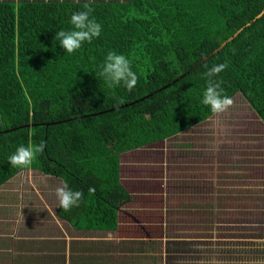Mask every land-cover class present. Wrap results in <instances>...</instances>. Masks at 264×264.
Returning <instances> with one entry per match:
<instances>
[{
	"label": "trees",
	"instance_id": "1",
	"mask_svg": "<svg viewBox=\"0 0 264 264\" xmlns=\"http://www.w3.org/2000/svg\"><path fill=\"white\" fill-rule=\"evenodd\" d=\"M263 12L264 0H0V188L41 171L66 186L60 221L118 230L132 201L122 154L237 94L264 122ZM24 239L2 240L1 263L68 264L63 242ZM116 246L79 240L70 264H115Z\"/></svg>",
	"mask_w": 264,
	"mask_h": 264
},
{
	"label": "rangeland",
	"instance_id": "2",
	"mask_svg": "<svg viewBox=\"0 0 264 264\" xmlns=\"http://www.w3.org/2000/svg\"><path fill=\"white\" fill-rule=\"evenodd\" d=\"M121 168L132 201L115 232L60 221L64 181L32 169L0 188V244L63 242L68 264L73 243L89 238L117 245L115 264H264V122L242 94L206 122L122 154Z\"/></svg>",
	"mask_w": 264,
	"mask_h": 264
},
{
	"label": "water",
	"instance_id": "3",
	"mask_svg": "<svg viewBox=\"0 0 264 264\" xmlns=\"http://www.w3.org/2000/svg\"><path fill=\"white\" fill-rule=\"evenodd\" d=\"M263 14H264V12L259 17H261Z\"/></svg>",
	"mask_w": 264,
	"mask_h": 264
}]
</instances>
